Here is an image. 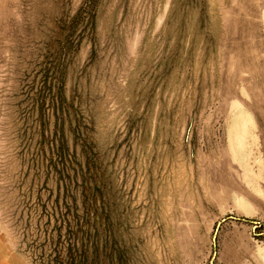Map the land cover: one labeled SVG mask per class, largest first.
<instances>
[{
  "label": "rangeland",
  "instance_id": "374dc122",
  "mask_svg": "<svg viewBox=\"0 0 264 264\" xmlns=\"http://www.w3.org/2000/svg\"><path fill=\"white\" fill-rule=\"evenodd\" d=\"M84 251L264 264V0H0V264Z\"/></svg>",
  "mask_w": 264,
  "mask_h": 264
},
{
  "label": "trees",
  "instance_id": "16d2710c",
  "mask_svg": "<svg viewBox=\"0 0 264 264\" xmlns=\"http://www.w3.org/2000/svg\"><path fill=\"white\" fill-rule=\"evenodd\" d=\"M52 217L54 218L56 226L54 227L53 231L50 233V237L52 238L53 232H55L57 237V244L61 243L60 239L62 238V228L64 227V225L66 226V230L64 233V242L68 243L69 246L73 248L72 251H70L68 254L69 259L78 257L79 254L76 247L79 245V243L83 246L84 242L88 241L90 238L94 239V245H95L94 247L98 249L100 239L102 238V232L99 229V227H96L95 222L93 223L91 222V224H89V218L83 219L78 216H73L72 218H69L68 214H60L57 217L56 215H53ZM85 217H88V215H85ZM49 239L50 238H48V240ZM56 252H57V247L55 249V254ZM98 254L95 256L98 257ZM80 257L82 261L79 260L77 264H91V262L90 261L88 262L87 260L88 258L87 251H84V253ZM57 258L59 259V257ZM38 259L41 260V258Z\"/></svg>",
  "mask_w": 264,
  "mask_h": 264
}]
</instances>
